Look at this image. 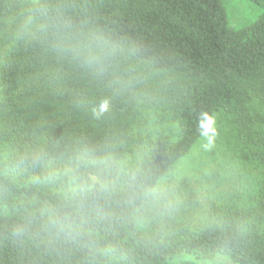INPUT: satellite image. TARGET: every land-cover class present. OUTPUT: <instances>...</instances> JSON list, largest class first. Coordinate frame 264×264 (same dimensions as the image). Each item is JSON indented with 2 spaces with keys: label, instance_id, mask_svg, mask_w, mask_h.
<instances>
[{
  "label": "trees",
  "instance_id": "1",
  "mask_svg": "<svg viewBox=\"0 0 264 264\" xmlns=\"http://www.w3.org/2000/svg\"><path fill=\"white\" fill-rule=\"evenodd\" d=\"M252 1L261 15L234 29L222 0H34L31 32L12 45L0 71V115L34 144L29 152L56 165L78 154L107 156L115 166L142 142L135 130L141 101L166 108L177 130L135 167L109 174L100 195L66 200L19 185L0 168V264H199L175 261L181 256L264 264V178L250 205L194 231L175 221L174 230L155 226L140 197L199 140L202 113L233 116L241 142L264 140V0ZM11 6L0 0V29ZM90 37L118 50L103 71L61 50L67 38ZM104 101L108 110L97 115ZM22 154L9 166L41 176Z\"/></svg>",
  "mask_w": 264,
  "mask_h": 264
},
{
  "label": "rangeland",
  "instance_id": "2",
  "mask_svg": "<svg viewBox=\"0 0 264 264\" xmlns=\"http://www.w3.org/2000/svg\"><path fill=\"white\" fill-rule=\"evenodd\" d=\"M33 2L34 0H11V11L0 29V71L12 45L17 39L26 37L31 32L33 22L30 14ZM222 3L228 25L234 29L251 25L262 13L261 5L252 0H222ZM140 109L141 117L135 130L142 142L133 146L115 164L122 165V169L118 170L114 166L109 174L116 176L135 167L150 151L154 142L158 139L168 141L175 137L176 124L166 108L149 106L141 101ZM214 117L217 134L213 144L205 147V141L200 137L189 153L159 180L170 188L179 201L170 210L147 208V212L152 211L147 220L153 219L154 225L161 226L163 231L177 229L172 225L174 221L194 231L220 220L223 213L228 212L226 210L250 205L259 187L263 185V136L258 139L257 144H246L239 139L233 116L217 112ZM259 134L264 135L263 129L259 130ZM33 145L32 142L17 138L8 130L0 115L2 173L19 185L39 186L63 199L71 200L64 195V182H36L34 178H25L9 166L8 162L13 155L29 152ZM183 260H193L199 264H235L224 257L202 260L181 256L175 259L177 262Z\"/></svg>",
  "mask_w": 264,
  "mask_h": 264
},
{
  "label": "clouds",
  "instance_id": "3",
  "mask_svg": "<svg viewBox=\"0 0 264 264\" xmlns=\"http://www.w3.org/2000/svg\"><path fill=\"white\" fill-rule=\"evenodd\" d=\"M61 50L69 53L82 66L93 71H103L108 62L118 55V50L106 40L100 37L90 38H67L61 43ZM108 110V103L104 101L98 110L97 115ZM200 121V134L205 141V147L213 144L217 130L215 117L210 113H202ZM20 160L33 167H40L42 174L34 178L36 182H57L65 183L64 195L68 199L83 197L89 192L95 191L98 195L107 191L111 184L110 170L114 162L110 157L102 156L95 159L86 154H78L68 165L58 167L47 160L46 154L42 151L24 153ZM94 168L95 171L88 175H77L81 168ZM119 170L122 165H115ZM140 197L148 209L170 210L178 204V198L163 182H154L143 188Z\"/></svg>",
  "mask_w": 264,
  "mask_h": 264
}]
</instances>
